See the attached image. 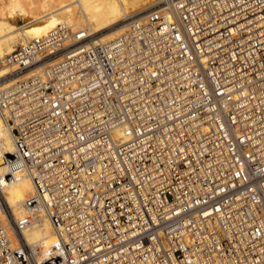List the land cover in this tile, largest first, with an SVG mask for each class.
<instances>
[{
	"label": "built area",
	"instance_id": "2783aa9c",
	"mask_svg": "<svg viewBox=\"0 0 264 264\" xmlns=\"http://www.w3.org/2000/svg\"><path fill=\"white\" fill-rule=\"evenodd\" d=\"M142 14L0 55V166L34 186L17 216L0 174V264H264V0ZM39 215L47 247L24 235Z\"/></svg>",
	"mask_w": 264,
	"mask_h": 264
},
{
	"label": "bare ground",
	"instance_id": "6f19581e",
	"mask_svg": "<svg viewBox=\"0 0 264 264\" xmlns=\"http://www.w3.org/2000/svg\"><path fill=\"white\" fill-rule=\"evenodd\" d=\"M158 1L45 0L38 4L36 0H9L7 2L9 4V6L7 5L8 8H4L5 10L2 8L5 13L0 17V55L4 57L6 54L11 53L16 45L24 43L32 37L44 35L59 24L68 26L72 33L82 32L81 35L84 37H92L105 30L112 29L96 38L95 41L93 40L94 43L109 41L126 32L128 24L113 29L115 25L122 21H128L138 14L143 19L144 14L142 13ZM19 19L23 20V24L28 26L27 29L21 31L17 29ZM46 25H51L52 27L47 29L45 27V30L38 32V28H44ZM61 57L62 55L54 58L53 60L56 61L53 63L59 62ZM49 62L45 61L42 64ZM37 69L38 67L30 69L28 75L35 73ZM11 71L12 68L7 65L1 66L0 77L9 75ZM13 79L7 78L1 83L6 84L13 81ZM6 146L11 148L9 140L6 141ZM10 167L15 172L18 180L8 184L3 189V193L16 215L21 216L25 212L24 201L34 194V186L31 179L23 176L20 161L15 162L12 166L1 165L0 174L5 169H10ZM11 235L13 239L18 240V236L15 235L12 228ZM24 235L30 244L39 243L44 247L49 246L56 239L51 221L42 217V215H39L38 220L24 231Z\"/></svg>",
	"mask_w": 264,
	"mask_h": 264
},
{
	"label": "rangeland",
	"instance_id": "374dc122",
	"mask_svg": "<svg viewBox=\"0 0 264 264\" xmlns=\"http://www.w3.org/2000/svg\"><path fill=\"white\" fill-rule=\"evenodd\" d=\"M41 1H45V0H36V2L39 4V2H41ZM6 4H5V3ZM7 2H9V0H0V17H2V14L3 13H5V12H3L5 9H7L8 8V6H9V4H7ZM158 2H156L155 4H153V5H151V6H154V5H156ZM8 5V6H7ZM4 6V7H3ZM150 6V7H151ZM149 7V8H150ZM4 10H3V9ZM3 10V11H2ZM1 19V18H0ZM18 25H17V29L19 30V31H21V30H25V29H27L28 28V26L27 25H24L23 24V20H21V19H19L18 20ZM124 24H128V22L127 21H122V22H120L119 24H117V25H115L114 27H113V29H116V28H119V27H121L122 25H124ZM45 27H46V29L47 28H50V27H52L51 25H46V26H44V28L43 27H40V28H38V32H41L43 29L45 30ZM41 30V31H40ZM110 30H112V29H108V30H105V31H103V32H101V33H98L97 35H95V36H92V41L94 40L95 41V39L96 38H98V37H100L101 35H103V34H105V33H107V32H109ZM17 46V45H16ZM53 60V59H52ZM52 60H49V61H52ZM49 61H46V62H49Z\"/></svg>",
	"mask_w": 264,
	"mask_h": 264
}]
</instances>
